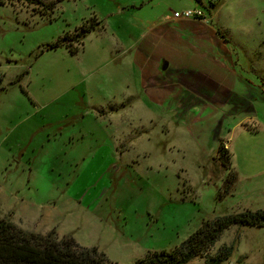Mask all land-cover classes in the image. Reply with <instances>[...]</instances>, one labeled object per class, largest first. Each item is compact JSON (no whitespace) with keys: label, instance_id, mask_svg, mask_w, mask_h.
<instances>
[{"label":"rangeland","instance_id":"rangeland-1","mask_svg":"<svg viewBox=\"0 0 264 264\" xmlns=\"http://www.w3.org/2000/svg\"><path fill=\"white\" fill-rule=\"evenodd\" d=\"M213 3L63 0L52 13L41 4L0 3V219L72 236L130 264L178 246L203 219L264 209V172L236 179L221 197L227 170L215 159L229 122L257 115L264 125V0ZM193 7L221 37L203 45L206 58L229 60L235 71H221L223 88L232 90L220 107L146 93L155 82L145 77L154 46L139 34L154 19ZM91 24L82 43L73 42L75 53L46 47ZM182 75L168 76L169 84L197 82ZM246 136L240 145L258 164L253 173L264 167V130ZM231 243L220 264H264V226L231 225L211 252Z\"/></svg>","mask_w":264,"mask_h":264},{"label":"trees","instance_id":"trees-1","mask_svg":"<svg viewBox=\"0 0 264 264\" xmlns=\"http://www.w3.org/2000/svg\"><path fill=\"white\" fill-rule=\"evenodd\" d=\"M41 4L46 12L52 13L58 2L44 3L42 0H0L5 2ZM214 3H211L213 5ZM205 15V14H204ZM193 19V18H192ZM198 19V18H197ZM100 24L99 21H95ZM95 27L83 25L79 32L65 33L47 48L65 45L70 53H75L82 39ZM215 159L227 170L221 197L232 192L237 173L231 166V153L224 142L216 150ZM231 225L264 226V209H246L228 213L213 219H203L201 225L178 246L170 250L148 252L144 257L130 264H186L196 257H204L205 264H220L228 260L234 250L233 243L223 244L211 252L216 240ZM0 264H118L110 261L97 247L82 246L72 236L58 237L54 230L41 234L25 230L10 219H0Z\"/></svg>","mask_w":264,"mask_h":264},{"label":"crops","instance_id":"crops-1","mask_svg":"<svg viewBox=\"0 0 264 264\" xmlns=\"http://www.w3.org/2000/svg\"><path fill=\"white\" fill-rule=\"evenodd\" d=\"M215 29L213 24L199 19H175L172 15L165 19L161 16L154 19L139 34L140 38L145 40L147 45L154 46V49L150 50L148 54H151L155 59V63L154 66L146 70L149 75L146 73L145 76L152 80L154 79L159 84L157 86L154 82L146 90V93L155 96L154 101L163 100L170 93V96H185V100L187 96H190L192 97L190 101H195V99L198 100L199 98L198 101L203 107L209 106L211 103L214 104V107H220L229 102L228 98L231 95L230 90H232V87L228 83L227 88L224 87L226 88L224 90L225 78L223 75L227 74L221 75V71L225 70L229 72L231 77H233L235 71L232 75V67L228 63L229 60L222 63L218 60L219 56L208 60L204 54V44L206 45L207 42L212 44V42L219 41L217 35L220 37V34ZM207 55L214 56L216 54H212L209 50ZM135 56H139V53H135ZM201 60L206 63V67L197 68L192 63L202 64ZM208 62L211 63L209 70L207 69ZM164 65L165 67L163 68ZM186 71L191 73L197 79V82L192 84L188 81V86L185 81H174V84H169L168 76L177 74V78L180 76L178 78L180 80L183 76L182 72ZM177 78L174 77L175 80ZM261 88L259 89V94L261 100L264 101V89ZM216 114L219 113L216 111ZM260 121L257 115H252L249 118L246 117L233 123L229 122L228 124L230 125L224 128V136H227L223 140L231 153V166L237 173V180L241 177L249 179L253 175L260 176L264 172V167L253 173L250 171L251 167L255 168L258 164L254 159L249 160L247 158V160L245 158V156L248 157V152L241 146V142L244 144L246 141L248 133L251 134L264 130V127H262L264 125ZM263 146H260V150L264 149ZM238 153L239 161L237 162Z\"/></svg>","mask_w":264,"mask_h":264},{"label":"built area","instance_id":"built-area-1","mask_svg":"<svg viewBox=\"0 0 264 264\" xmlns=\"http://www.w3.org/2000/svg\"><path fill=\"white\" fill-rule=\"evenodd\" d=\"M211 3H213L214 0H209ZM173 17L175 19H199L203 22L210 21V17H206L203 13V11L198 7L188 8L184 9L181 12L175 11L173 12Z\"/></svg>","mask_w":264,"mask_h":264},{"label":"water","instance_id":"water-1","mask_svg":"<svg viewBox=\"0 0 264 264\" xmlns=\"http://www.w3.org/2000/svg\"><path fill=\"white\" fill-rule=\"evenodd\" d=\"M165 67V65L163 66V68Z\"/></svg>","mask_w":264,"mask_h":264}]
</instances>
